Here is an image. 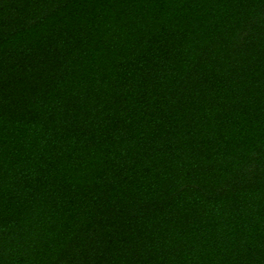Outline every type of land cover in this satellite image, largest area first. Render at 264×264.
Here are the masks:
<instances>
[{"label":"trees","instance_id":"trees-1","mask_svg":"<svg viewBox=\"0 0 264 264\" xmlns=\"http://www.w3.org/2000/svg\"><path fill=\"white\" fill-rule=\"evenodd\" d=\"M0 264H264V0H0Z\"/></svg>","mask_w":264,"mask_h":264}]
</instances>
